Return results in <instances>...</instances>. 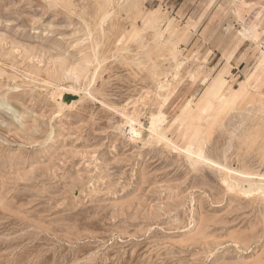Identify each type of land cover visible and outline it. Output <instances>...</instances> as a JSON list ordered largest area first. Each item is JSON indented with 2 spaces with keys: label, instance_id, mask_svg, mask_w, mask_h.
I'll use <instances>...</instances> for the list:
<instances>
[{
  "label": "rangeland",
  "instance_id": "1",
  "mask_svg": "<svg viewBox=\"0 0 264 264\" xmlns=\"http://www.w3.org/2000/svg\"><path fill=\"white\" fill-rule=\"evenodd\" d=\"M263 86L264 0H0V264H264Z\"/></svg>",
  "mask_w": 264,
  "mask_h": 264
},
{
  "label": "bare ground",
  "instance_id": "2",
  "mask_svg": "<svg viewBox=\"0 0 264 264\" xmlns=\"http://www.w3.org/2000/svg\"><path fill=\"white\" fill-rule=\"evenodd\" d=\"M122 1V0H121ZM235 10H236V8H235ZM110 14V13H109ZM106 15H108V14H106ZM203 15V13L201 14V13H199V11L197 12V11H194V13H193V16L191 17V20L192 19H194L195 17H197V16H202ZM105 18V17H104ZM104 18H103V20H104ZM108 18V17H107ZM149 18V17H148ZM150 19V18H149ZM190 20V21H191ZM150 20H148V22H149ZM190 25V23L188 22L187 23V25L185 26V28L186 27H188ZM170 28V27H169ZM185 31V30H184ZM246 38V37H245ZM220 76V78L222 77L221 75H219ZM218 81H216V83L213 85V88H214V90L213 91H217V88L219 87V86H221V85H218ZM203 84V83H202ZM203 86V85H202ZM205 86V85H204ZM72 89V88H71ZM226 89V88H225ZM228 89V88H227ZM69 90V89H68ZM67 89H65V88H61V89H58V91L57 92H59V94L61 93H69V91H68ZM210 95V92L208 93V94H206L205 95V97L204 98H207L208 96ZM251 96V92L250 91H246L245 93H244V95H243V99L244 98H246L247 100H249L250 99V96ZM62 96V95H61ZM62 98V97H61ZM203 98V99H204ZM202 99V100H203ZM231 100V99H230ZM168 101V100H167ZM72 105V104H71ZM70 105V106H71ZM188 106H190V103H188ZM210 107V105H203V106H200V109H202L204 112H206L207 110H208V108ZM160 116V115H159ZM159 116H153V119H152V123H151V129L152 130H155L156 129V126L158 125V123H157V120L158 119H160V117L162 116V114H161V116L159 117ZM131 118V117H130ZM133 118V117H132ZM131 118V119H132ZM131 121V120H130ZM131 124H130V126H131V130H132V132H133V134L134 135H136V136H138V133H137V131H135V129L132 127L133 125V123H134V121H131L130 122ZM135 123H137V122H135ZM135 126V125H134ZM160 129V128H159ZM123 133V132H122ZM190 133H191V135H190ZM132 134V135H133ZM163 134V133H162ZM196 134V131H194V130H191L189 133H188V135L186 136L187 138H192L194 135ZM140 135V134H139ZM157 135V134H156ZM185 137V138H186ZM138 138V137H137ZM135 141V140H134ZM186 151L189 153V154H192L191 153V147H190V144H187V147H186ZM197 156L198 157H201L200 156V153L198 154L197 153ZM229 171V170H228ZM237 173H239V172H237ZM240 175H241V173H239ZM246 174V173H245ZM244 173H242V175L244 176V177H247L246 179L248 180V179H251V180H249V181H238L239 179H237V182H236V180H235V182H234V184H233V186H230L231 187V189L233 190V189H235L238 193H239V195H248L249 196V194H254V192L256 191V195L258 196V194L260 195V194H263L264 195V183H256V181H252V179H254L253 177H251L252 175H245ZM251 177V178H250ZM228 178V177H227ZM228 179H230V178H228ZM227 179V180H228ZM241 179H243L242 177H241ZM240 179V180H241ZM227 180H225L226 182H227ZM231 181H234V180H231ZM230 182V181H229ZM233 183V182H232ZM244 184H248L249 186H250V188L249 189H245L244 188ZM247 196V197H248ZM259 197V196H258Z\"/></svg>",
  "mask_w": 264,
  "mask_h": 264
},
{
  "label": "crops",
  "instance_id": "3",
  "mask_svg": "<svg viewBox=\"0 0 264 264\" xmlns=\"http://www.w3.org/2000/svg\"><path fill=\"white\" fill-rule=\"evenodd\" d=\"M196 10V9H195ZM194 13V12H193ZM193 13H192V15L190 16V20H191V17L193 16ZM204 15V14H203ZM203 15L202 16H197V17H195L194 19H192L191 21H193V22H195V20H197L198 22L202 19V17H203ZM261 19H262V17L260 16V18L258 19V24H252V25H255L256 26V29H257V27H258V25L260 24V21H261ZM194 25H195V23H194ZM251 25V26H252ZM197 26H195V28H196ZM201 28H203V27H201ZM194 28H191V30H193ZM210 29V28H209ZM209 29H208V32H209ZM207 32V33H208ZM193 34V33H192ZM214 35V37L210 40V42L209 43H204V45H206V48H205V52L207 51V53H209V56L208 57H211V60L215 57V53H218V52H220L221 50L224 52L223 53V56L225 55V53L228 51V49H229V45H228V42L230 41V35H227L226 34V32H223V29L221 28L220 30H217L216 31V33H214L213 34ZM228 46V47H227ZM231 52H232V49H231ZM230 52V53H231ZM229 53V54H230ZM235 54H236V52H235ZM211 55V56H210ZM239 56V55H238ZM228 58V57H227ZM241 56L238 58V57H236L234 60H235V62H233V65H238L239 67H238V71H240V68L242 67H244V63L246 62V63H248L249 61H244L243 60V62L241 61ZM239 60H240V62H239ZM227 64H228V61L226 62V65L224 66V68L227 66ZM223 68V69H224ZM235 68H237V67H233V69H235ZM223 69L216 75V76H218L222 71H223ZM249 73V66H246V68L244 69V72L243 73ZM227 74V72L226 73H222L221 74V76H222V78H224V82H223V84L226 82V80H225V75ZM249 85L250 84H248V85H242V88H240L239 90H241V89H244V87H247V91H249V89H248V87H249ZM264 87V86H263Z\"/></svg>",
  "mask_w": 264,
  "mask_h": 264
}]
</instances>
